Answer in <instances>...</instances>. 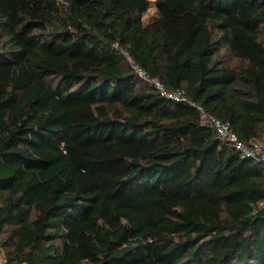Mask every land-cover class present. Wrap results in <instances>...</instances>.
<instances>
[{"label":"trees","instance_id":"obj_1","mask_svg":"<svg viewBox=\"0 0 264 264\" xmlns=\"http://www.w3.org/2000/svg\"><path fill=\"white\" fill-rule=\"evenodd\" d=\"M195 105L264 140V0H0L3 264H264V163Z\"/></svg>","mask_w":264,"mask_h":264},{"label":"built area","instance_id":"obj_2","mask_svg":"<svg viewBox=\"0 0 264 264\" xmlns=\"http://www.w3.org/2000/svg\"><path fill=\"white\" fill-rule=\"evenodd\" d=\"M113 45L115 47H118V42H115ZM120 52L123 55H125L126 59L130 64V67L134 71H136L140 76L146 77L145 72L138 66L137 63L134 62V60L130 57L129 53L125 49L120 48ZM155 83L157 84V87L159 88L161 93L166 95L168 98H171L173 100L184 99V91L182 89L167 91L162 89V87L159 86L157 82ZM195 106L198 110L199 117L202 123H206L210 125L215 130L217 136L223 142H225L228 146L236 148L242 154L258 159L264 163V140L257 141L255 139H250L248 141H242L238 138L237 134L230 129L229 124L227 122H223L216 116L207 113L203 107L199 105H195ZM0 264H3L1 250H0Z\"/></svg>","mask_w":264,"mask_h":264},{"label":"rangeland","instance_id":"obj_3","mask_svg":"<svg viewBox=\"0 0 264 264\" xmlns=\"http://www.w3.org/2000/svg\"><path fill=\"white\" fill-rule=\"evenodd\" d=\"M153 9H155V7L152 5L143 13L142 19L145 23L150 21L151 18L155 15V13H153V11H152ZM221 53L224 54L225 56L227 54L224 50H222ZM230 60H231V64H233L235 62V60H233V59H230Z\"/></svg>","mask_w":264,"mask_h":264},{"label":"clouds","instance_id":"obj_4","mask_svg":"<svg viewBox=\"0 0 264 264\" xmlns=\"http://www.w3.org/2000/svg\"><path fill=\"white\" fill-rule=\"evenodd\" d=\"M152 11H153V13H155L156 12V9H153Z\"/></svg>","mask_w":264,"mask_h":264}]
</instances>
